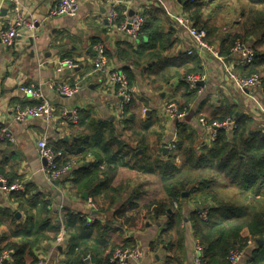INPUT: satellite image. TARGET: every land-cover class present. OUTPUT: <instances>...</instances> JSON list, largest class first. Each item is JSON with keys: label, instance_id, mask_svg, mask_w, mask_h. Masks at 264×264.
<instances>
[{"label": "crops", "instance_id": "crops-1", "mask_svg": "<svg viewBox=\"0 0 264 264\" xmlns=\"http://www.w3.org/2000/svg\"><path fill=\"white\" fill-rule=\"evenodd\" d=\"M58 1L22 0L25 16L37 22L36 36L20 37L10 49L0 47V175L10 185L24 187V191H14L24 194L19 197L0 190L3 263H14L15 251L7 249L15 246L26 247L25 264H36L42 253L48 255L49 264H111L112 250L117 247L142 250L139 264H193L190 216L197 207L187 193L186 199L172 204L168 215L147 216L134 230L122 226L115 213L129 199L140 206L154 199L171 201L159 167L169 161V147L180 131L195 138V143L207 144L199 118L220 117L230 107L235 118H249L252 128L264 133V88L254 98L239 90L235 78L247 69L233 48L228 55L231 39L244 33L252 5L247 0H82L77 17L50 18ZM114 5L128 16L132 12L147 18L145 32L136 41L118 31L119 24L109 22ZM10 12L8 1L0 0V25ZM181 14L191 15L194 25L207 32L219 57L195 50L190 37L175 23V16ZM258 40L250 37L244 44L254 49ZM98 45L105 47L111 69L126 72L131 81L133 99L123 115L117 111L120 99L106 75L94 72ZM190 50H194L192 55ZM63 59H72L79 67L59 76L56 61ZM197 63L204 81L191 92L186 79ZM61 80L69 85L81 83V90L73 97H61L49 86ZM31 85L43 88L56 108L49 125L41 120L14 121L17 107L38 104L20 91ZM172 101L181 107L190 105L184 121L168 120L165 106ZM62 107L78 109L80 122H67L60 113ZM5 127L15 142L1 139ZM44 136L50 147L65 153L64 162L73 163L67 178L59 183H48L41 171L44 160L37 145ZM180 160L175 163L177 169L182 168L177 164ZM98 162L106 167L110 163L111 168L101 167L85 176ZM90 198L100 206L99 220L92 227L75 215L86 211ZM175 211H180L182 220L167 228L169 215ZM260 246H251L239 264H254L250 256Z\"/></svg>", "mask_w": 264, "mask_h": 264}, {"label": "trees", "instance_id": "trees-1", "mask_svg": "<svg viewBox=\"0 0 264 264\" xmlns=\"http://www.w3.org/2000/svg\"><path fill=\"white\" fill-rule=\"evenodd\" d=\"M247 1L252 5V8L244 22V33L234 36L228 44V55H231L230 49L234 48L236 42L247 43L250 37L259 39L253 46L256 51L255 59L253 63L245 66L247 71L243 72L242 76L244 77L253 74L264 75V0ZM117 12L119 17L116 23L121 25L125 16L123 11L117 10ZM189 17L193 20L191 15ZM147 23L146 20L141 35L144 34ZM199 65V63L196 64L197 68L193 74L200 75ZM261 80L264 88V77ZM129 83L131 85L130 79ZM233 115L234 109L227 107L220 117L216 115L214 118L208 119V122H222ZM234 120L237 127L232 133H229L231 136L220 131L217 139L210 145L201 142L198 146L195 143V138H191L192 136L187 135L185 131H180L179 137L171 144L174 148L169 152V161L159 167L162 170L163 188L171 201L154 199L140 206L129 199L115 213L116 219L121 225L129 226L134 230L143 225L147 216L168 215V209L172 208V204L186 199L184 194L187 193L188 198L197 207L194 216H190V221L194 240H197L203 248L204 258L201 264H229L230 252L247 249L250 240L254 241L256 246L260 245L259 241L263 243L257 252L251 254V262L254 264L264 263V133L256 132L252 128V121L247 117H234ZM197 149L201 150L200 154ZM178 158L184 162L181 169H177L175 166ZM101 167L110 169L111 165L109 163L106 167L102 162H98L93 170L85 172L84 175L89 176L100 170ZM223 178H228L229 183L237 187L241 194L249 196L247 200H250V203L238 204L230 201L231 198H225L222 187L226 183L221 181ZM95 192L96 195L99 193L96 189ZM12 193L18 197L24 195L14 191ZM94 202L96 203L95 200ZM198 210L209 211L206 220L201 219ZM169 219L167 228H173L180 224L182 214L180 211H175V214L169 215ZM82 222L85 225L84 221ZM245 232L248 233L247 237H244ZM117 248L112 250L111 257ZM151 249L154 250L155 246L152 245ZM7 250L15 251L13 264H25L26 247L10 246ZM0 254L2 255L1 249ZM1 255L0 259H2ZM37 262L38 258L36 264Z\"/></svg>", "mask_w": 264, "mask_h": 264}, {"label": "built area", "instance_id": "built-area-1", "mask_svg": "<svg viewBox=\"0 0 264 264\" xmlns=\"http://www.w3.org/2000/svg\"><path fill=\"white\" fill-rule=\"evenodd\" d=\"M11 6V12L5 19V23L0 25V47L3 46L7 49L14 47L16 40L22 36L26 38H35L37 30L36 20L27 18L24 14V6L22 0H6ZM82 0H59L58 3L52 8L49 13L50 18L54 17H77ZM186 2H193L194 0H184ZM124 22L117 27V30L123 33H127L131 39L137 40L143 33V29L146 25L145 15L139 13L128 16L127 12H124ZM118 12L115 5L111 8L108 16V20L111 24H114L118 20ZM175 23L180 29L187 33L192 42L194 43L195 50L198 49L204 53L214 54L219 57V51L210 44L207 36V32L202 29H198L189 17L185 14L175 16ZM3 26V27H2ZM24 31V33H22ZM194 50L188 51L189 55H192ZM234 56L239 60L241 66H247L253 63L256 53L252 47L238 41L235 43L233 48ZM79 65L72 59H63L56 61V73L61 76L64 75L66 70H74ZM93 69L95 73L106 75V82L115 90L119 97L118 113L123 115L128 105L132 103V93L127 74L123 71L111 69L108 59L106 58V51L103 45L96 47V56L93 61ZM204 81L203 76L198 74L189 75L186 79V83L190 90H195L198 85ZM235 83L239 90L242 92H248V95L254 98V94L262 90V80L256 75L241 76L235 78ZM51 89H54L61 97L70 98L75 96L81 90V83L75 85H69L64 80L53 81L49 84ZM20 91L32 99L38 101L36 106L17 107L14 115V121L16 123H26L30 120H41L46 124H50L52 118L55 115L56 108L52 103L44 96L43 88L31 86H22ZM61 115L67 122L71 124H78L80 122V115L78 109H69L66 107L61 108ZM165 113L168 120L172 122L184 121L190 113V105L185 108H181L177 102H169L165 106ZM199 123L203 127L205 133V142L212 144L218 136L220 131L226 133H232L236 129V121L231 118H227L225 121L208 122L204 118H199ZM1 139L9 142H15V137L11 131L5 127L1 131ZM174 146H170L171 150ZM39 157L46 162L42 167L41 171L50 184L59 183L67 178L70 171L73 168L72 162L65 161V153L53 149L48 145L47 138L44 136L38 141L37 145ZM0 190L9 193L11 191H24V187L15 184L10 185L0 175ZM86 211L81 213H75V215L88 227H92L99 220L98 212L99 207L92 198L88 199L86 205ZM64 205L61 204L59 207V218L63 216ZM201 219L206 220L208 217V210H198ZM58 241H61L59 238ZM195 242V257L193 264H201L204 258L203 248L199 245L198 241ZM255 245L254 241H248L247 249L245 250H232L228 256L229 264H239L247 254V250ZM144 258V252L140 249L132 248H118L114 251L110 263L111 264H139ZM3 259H0V264H3ZM37 264H49L48 255L42 253L38 257Z\"/></svg>", "mask_w": 264, "mask_h": 264}, {"label": "rangeland", "instance_id": "rangeland-1", "mask_svg": "<svg viewBox=\"0 0 264 264\" xmlns=\"http://www.w3.org/2000/svg\"><path fill=\"white\" fill-rule=\"evenodd\" d=\"M263 49H264V47H263ZM254 51H255V49H254ZM256 52V51H255ZM260 78H263L264 77V75H258ZM178 103V102H177ZM179 104V103H178ZM180 105V104H179ZM225 121V120H224ZM200 124V123H199ZM204 133V132H203ZM205 137V136H204ZM204 140H205V138H204ZM204 142V141H203ZM196 144H198V146H199V144L200 143H196ZM198 150V149H197ZM170 151V150H169ZM198 152H199V154L201 153V150L199 151L198 150ZM180 161H182V159L180 160ZM180 161L177 163L178 165H181V167L182 166H184V162L182 161L181 163H180ZM221 175H224V174H221ZM220 175V176H221ZM209 178V177H208ZM209 179H211V177L209 178ZM221 181L223 182V183H226L225 184V186L224 187H226V185H227V188H225L224 189V187H222V190H223V193H221V194H223V195H225V198H231V200L230 201H234V203H238V204H241V203H243V202H245V203H250V200H247L248 198H249V196H247V195H243V194H241V192L239 191V189L237 188V187H235V186H232L230 183H229V179L228 178H223V179H221ZM220 187V186H219ZM217 191V190H216ZM229 200V199H228ZM97 204V203H96ZM251 204H252V202H251ZM98 207L100 208V206L98 205ZM259 207V206H258ZM194 241H197V240H194ZM134 249H137V248H134ZM248 252V251H247Z\"/></svg>", "mask_w": 264, "mask_h": 264}, {"label": "water", "instance_id": "water-1", "mask_svg": "<svg viewBox=\"0 0 264 264\" xmlns=\"http://www.w3.org/2000/svg\"><path fill=\"white\" fill-rule=\"evenodd\" d=\"M129 16L132 17V16H133V13L131 12V13L129 14ZM263 92H264V91H263ZM167 150H168V149H165V150H164V153H167ZM44 164H46L45 161H44ZM85 196H86V195H85ZM258 243H259L260 245L263 244L262 241H259ZM3 264H6V261H5Z\"/></svg>", "mask_w": 264, "mask_h": 264}]
</instances>
